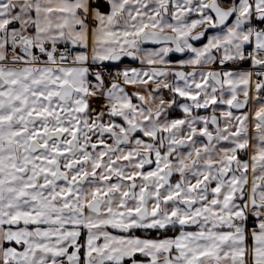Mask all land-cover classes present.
<instances>
[{
    "label": "snow or ice",
    "instance_id": "obj_1",
    "mask_svg": "<svg viewBox=\"0 0 264 264\" xmlns=\"http://www.w3.org/2000/svg\"><path fill=\"white\" fill-rule=\"evenodd\" d=\"M0 264H264V0H0Z\"/></svg>",
    "mask_w": 264,
    "mask_h": 264
}]
</instances>
